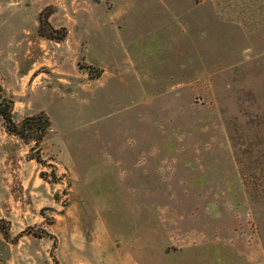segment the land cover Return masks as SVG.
Listing matches in <instances>:
<instances>
[{"label": "rangeland", "instance_id": "obj_1", "mask_svg": "<svg viewBox=\"0 0 264 264\" xmlns=\"http://www.w3.org/2000/svg\"><path fill=\"white\" fill-rule=\"evenodd\" d=\"M3 101L0 264H264V0H0Z\"/></svg>", "mask_w": 264, "mask_h": 264}, {"label": "trees", "instance_id": "obj_2", "mask_svg": "<svg viewBox=\"0 0 264 264\" xmlns=\"http://www.w3.org/2000/svg\"><path fill=\"white\" fill-rule=\"evenodd\" d=\"M63 36L60 37H54V39L60 41L62 40ZM82 68V67H81ZM100 75V70L96 69V73L94 74V77H98ZM0 113L4 116V118L7 121V130L10 133H14L18 135L19 137L23 139H29L31 138V132L33 129L39 130V135L35 138L36 141L39 140V138L42 136V132L45 130V128L48 125V121L42 117L41 115L37 116H27L22 120L21 128H17L16 125L12 122L10 114V102L3 101L0 103Z\"/></svg>", "mask_w": 264, "mask_h": 264}]
</instances>
